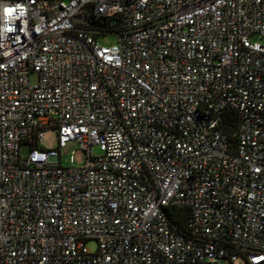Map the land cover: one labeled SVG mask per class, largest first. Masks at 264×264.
<instances>
[{"label":"built area","instance_id":"obj_1","mask_svg":"<svg viewBox=\"0 0 264 264\" xmlns=\"http://www.w3.org/2000/svg\"><path fill=\"white\" fill-rule=\"evenodd\" d=\"M239 256L264 264V0H0V264Z\"/></svg>","mask_w":264,"mask_h":264},{"label":"rangeland","instance_id":"obj_2","mask_svg":"<svg viewBox=\"0 0 264 264\" xmlns=\"http://www.w3.org/2000/svg\"><path fill=\"white\" fill-rule=\"evenodd\" d=\"M99 43L102 45H112L116 43V37L113 35L101 37L99 39ZM31 80H35V75L31 76ZM43 147L45 148H54L57 145L56 133L53 130L44 131L43 135ZM28 151L27 147L21 148V154H26ZM97 149H95V152ZM85 152L80 149V147L74 143L69 142L65 146L61 148V164L63 166H79L84 161ZM87 246L91 250H95L97 247V243L94 239H90L87 241ZM219 264H247L246 259L243 256L237 257L234 261H230L229 259H222Z\"/></svg>","mask_w":264,"mask_h":264},{"label":"trees","instance_id":"obj_3","mask_svg":"<svg viewBox=\"0 0 264 264\" xmlns=\"http://www.w3.org/2000/svg\"><path fill=\"white\" fill-rule=\"evenodd\" d=\"M232 126L233 127L228 128L229 131H232V128H234V119H233V125ZM175 216H176V220L179 223V225L184 228L186 225V221L188 219V216H189L188 210L187 211L185 210L182 212L177 211V212H175Z\"/></svg>","mask_w":264,"mask_h":264},{"label":"clouds","instance_id":"obj_4","mask_svg":"<svg viewBox=\"0 0 264 264\" xmlns=\"http://www.w3.org/2000/svg\"><path fill=\"white\" fill-rule=\"evenodd\" d=\"M11 11V9H8V12Z\"/></svg>","mask_w":264,"mask_h":264},{"label":"water","instance_id":"obj_5","mask_svg":"<svg viewBox=\"0 0 264 264\" xmlns=\"http://www.w3.org/2000/svg\"><path fill=\"white\" fill-rule=\"evenodd\" d=\"M76 20V19H75Z\"/></svg>","mask_w":264,"mask_h":264}]
</instances>
